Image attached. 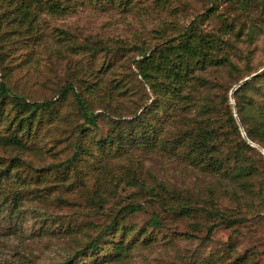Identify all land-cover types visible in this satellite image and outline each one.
<instances>
[{
  "label": "rangeland",
  "instance_id": "rangeland-1",
  "mask_svg": "<svg viewBox=\"0 0 264 264\" xmlns=\"http://www.w3.org/2000/svg\"><path fill=\"white\" fill-rule=\"evenodd\" d=\"M53 1L58 13L33 5L28 22L0 0V134L22 141L0 144V264H264V161L228 122L231 89L264 68V0ZM189 35L210 39L213 60L178 104L139 61ZM244 93L262 107L264 77ZM11 95L52 103L20 114ZM196 125L218 136L202 157ZM207 210L243 220L206 237Z\"/></svg>",
  "mask_w": 264,
  "mask_h": 264
},
{
  "label": "trees",
  "instance_id": "trees-1",
  "mask_svg": "<svg viewBox=\"0 0 264 264\" xmlns=\"http://www.w3.org/2000/svg\"><path fill=\"white\" fill-rule=\"evenodd\" d=\"M8 2L15 3L16 14L22 20L28 22L36 19V13L31 10L33 5H37V7L39 6L51 13H58L61 10L59 5L53 0H8ZM209 40L210 39L206 37H190L189 35L187 37H182L177 44L169 47L167 50L160 51L158 56H155L154 52L143 56V58L139 61L140 75L147 81H149V78L153 75L160 77V89L162 94L167 96L169 99H172L174 103L177 102L178 104H184L188 99L192 100L190 94L192 91L190 81L194 69L198 68V66H204L207 61L211 62L213 60V55L209 54ZM225 60L227 59L225 58ZM229 65L231 69H235V66L232 63H229ZM259 77H264V71L261 74L252 76L249 80L241 84L233 92V96L235 99L236 114L247 138L254 144L264 149V103L262 107L256 106L253 98L248 97L244 93V91L248 89L249 85ZM68 88L71 90L72 86L69 85ZM8 94H11L9 89H7L4 83H0V99H4ZM11 100L13 101V105L17 110V113L20 114H23L24 112L34 113L38 108H46L52 103L51 101L44 103H30L17 95H11ZM75 100L77 108L84 116V121L94 125L95 117L92 113L87 111L84 100L77 94L75 95ZM228 122L232 131L240 139L238 146L242 150L241 153H245V151H252L258 154L261 160L264 161V155L261 151L257 148V150H255V148L250 146L249 143L242 137L238 122L234 114L231 112L228 116ZM19 126L20 128L30 130L31 121L26 120L25 123L23 117L19 122ZM196 128L201 133L192 137L193 139L188 143V148L190 149V153H193L194 156L202 157V155L205 156L209 151H212L215 148H213V146L215 145L218 136L214 130L209 127L204 128L196 125ZM186 132L187 131L180 133L178 139L183 140L188 136L190 138V133L189 135H186ZM180 143L183 142L179 141V144ZM0 144L20 146L22 141L17 135L12 133L6 136H2L0 134ZM212 158L213 156L208 159L209 164L216 163V161H213ZM202 161L203 158L202 160H199V162ZM250 170L251 167L247 166L246 169H242L241 172L243 174H248ZM1 176L2 173L0 172V177ZM125 208H128L131 212H135L140 207L130 205ZM181 212H183V210H181ZM207 213L214 218H217L218 222L208 227L206 237L209 236L214 228L220 223L235 225L243 220L242 217L237 218L225 216L217 210H207ZM159 222V217H155L151 224L157 227ZM106 230H108V228ZM94 243L95 240L88 244L84 249L88 250L92 248ZM80 253L81 251L76 253L77 256Z\"/></svg>",
  "mask_w": 264,
  "mask_h": 264
},
{
  "label": "water",
  "instance_id": "water-1",
  "mask_svg": "<svg viewBox=\"0 0 264 264\" xmlns=\"http://www.w3.org/2000/svg\"><path fill=\"white\" fill-rule=\"evenodd\" d=\"M263 70H264V68L261 69V70H259V71H257L256 73H253L252 75H250V76H248V77H245L244 79L240 80L237 84H235V85L233 86V88L231 89V93H232L235 89H237L241 84H243L245 81L249 80L252 76L257 75L258 73L262 72ZM234 116H235V118H236V120H237V122H238L239 129H240V131H241V135H242V137H243V138H244V139H245V140H246L251 146H253V147L257 148L258 150H260L261 153L264 155V149L261 148L260 146L256 145V144H254L253 142H251V141L247 138V136H246V134H245V132H244V130H243L241 124L239 123V120H238V117H237V115H236L235 110H234Z\"/></svg>",
  "mask_w": 264,
  "mask_h": 264
}]
</instances>
